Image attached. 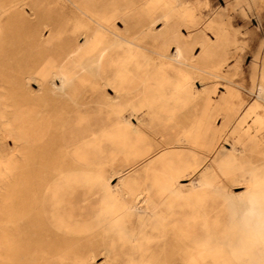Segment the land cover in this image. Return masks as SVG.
Wrapping results in <instances>:
<instances>
[{"label":"rangeland","instance_id":"1","mask_svg":"<svg viewBox=\"0 0 264 264\" xmlns=\"http://www.w3.org/2000/svg\"><path fill=\"white\" fill-rule=\"evenodd\" d=\"M175 1L179 8L173 7L174 0H0V76H4L0 78V161L9 151L19 148L13 144L6 126L12 112L9 95L13 94L21 101L23 92H37L47 82L77 87L87 86L93 80L100 85L122 86L134 79L144 80L148 68L152 67L158 72L156 80L154 76L153 79L159 84L161 81L165 91L174 92L178 86L190 84L198 91L215 88L213 100L220 107L227 102L228 84L232 85L238 93L236 108L242 103L247 104L238 115L237 122L240 123L256 101L257 94L253 95V92L257 81L252 76L264 77V0ZM32 10L36 15H31ZM140 11L146 14V22L137 25L136 19L143 18ZM88 16H93L102 28L90 22ZM119 19L127 22L131 33H137L136 38L142 36L139 42L142 49L154 50L156 55L136 51L122 42L123 54L112 69L107 67L106 63L111 59L105 60L104 50L107 40L112 39L107 32L115 22L121 31L124 30ZM36 27L38 31L34 34ZM41 33L43 37H37ZM183 38L188 40V44L181 47L182 57L186 60L183 68L172 66L159 57L173 55L176 44ZM96 40L97 49L88 57ZM116 45L113 43V47ZM50 60L54 64H49ZM196 63L208 73L218 72L219 78L191 70ZM108 94L114 96L112 90ZM190 98L186 95L182 100ZM99 99L100 96L94 97L95 101ZM55 106L56 114L66 126L75 117L71 110L74 104L58 102ZM89 107L88 116L73 121L72 133L68 136L76 146L88 145L91 144L89 140L77 143L81 133L88 138L85 129L80 127L87 125V128L95 129L99 139L92 143V149L80 153L81 159H76L81 167L92 168L93 172L62 168L53 177L45 178L42 205L46 233L51 238H73L88 231L87 226L81 224L76 228L74 224L88 221L91 208L98 201L116 196L120 181L117 176L111 177L110 167L123 171V175L128 174L127 181L139 179L140 170H132L121 160L123 144L117 132L101 138L111 124L104 108L97 110L95 104ZM130 122L134 123V118L126 116L124 123ZM221 122L218 117L216 124L220 126ZM262 137L264 140V131ZM89 138L94 140V137ZM226 139L210 157V163L217 166V174L204 166L191 181L178 179L169 189L167 203L159 207L158 214L147 212V207L139 201L133 208L132 220L136 225L143 222L148 228L154 227L157 237L164 239L162 224L170 238L173 232L179 235L180 230L195 235L201 249L175 251L179 264H264V153L260 156L252 154L250 161L239 158L238 153L232 156V140L228 136ZM127 150L133 155L131 141ZM67 154L72 156L69 150ZM106 180L108 191L104 189ZM199 180L205 182L202 190ZM146 187L153 192L150 182ZM70 210L72 214L64 220L59 218L60 213ZM105 229L107 233L101 238L98 249L85 248L83 259L67 255L50 259L46 264H139L138 258L144 251L130 244L121 247L122 242L118 241L127 231L117 230L111 223ZM244 237L248 242L243 248Z\"/></svg>","mask_w":264,"mask_h":264},{"label":"bare ground","instance_id":"2","mask_svg":"<svg viewBox=\"0 0 264 264\" xmlns=\"http://www.w3.org/2000/svg\"><path fill=\"white\" fill-rule=\"evenodd\" d=\"M14 3L15 1L12 2ZM172 5L174 8L180 7L175 0ZM139 14L143 15V18L136 19L137 25L146 22V14L142 11ZM31 15L36 13L32 10ZM88 20L102 28L93 16H88ZM119 20L124 30L121 31L115 22L107 32L112 37L110 41L107 40L104 50L105 60L108 57L111 59L106 63L110 69L123 54L120 45L122 42L134 47L136 51H148L139 46L142 36L136 38L137 33H131L132 29L127 27V22L123 19ZM42 28L44 29L45 26ZM33 31L37 34L38 28ZM39 36L43 37L42 33L37 35ZM164 41L167 42L168 39ZM113 43L117 45L113 47ZM187 44V38H183L176 44L173 55L157 54L172 66L183 68L186 60L182 57L181 47ZM97 45L96 40L87 53L88 57L92 56ZM148 52L156 55L154 50ZM49 64H54V61L50 60ZM190 69L199 75L207 74L213 79L219 78L218 72L208 73L201 69L199 63L191 66ZM146 73L148 76L144 80L134 79L122 86L113 83L100 85L90 79L87 86L77 87L47 82L41 85L37 92H23L21 101L13 94L9 95L12 112L6 126L12 135L13 144L19 148L9 151L6 158L0 161V185H2L0 187V264H46L50 259L67 255L83 259L85 254L82 251L85 248H90L92 251L98 249L101 238L107 233L108 228L105 227L109 223L113 228L127 231L125 236L118 238V241L122 242L121 247L130 244L144 251L138 258L139 264H179L175 251L201 249L195 241V235H189L183 230L179 231V235L173 232L170 238L165 224H162V233H164L162 239L155 235L154 227L148 228L143 222L141 225H136L132 220L133 208L139 201L147 207V212L158 214L159 207L167 203L169 189L177 184L178 179L191 181L204 166L217 174V166L210 163V157L216 154L223 141H227V136L232 140V156L238 153L239 158L250 161L252 154L262 155L264 153L262 137L264 77L258 74L252 76L257 81L253 92V95L257 94L256 101L244 119L238 123V115L247 104L242 103L236 108L235 99L238 93L232 85L228 84L227 102L220 107L213 100L215 88L210 91H198L194 89L193 84H190L180 85L174 92L172 90L168 92L161 85V81L160 84L155 81L158 72L149 67ZM153 76L156 77L155 80ZM108 78L111 79L112 75H108ZM4 82L7 83L6 80ZM110 90L114 93L113 97L108 94ZM186 95H190V100H182ZM95 96H100L99 101L94 100ZM58 102L74 104L71 110H74L75 117L66 126L62 124V118L54 110ZM90 104H95L97 110L104 108L111 124L101 138L117 132L123 144L121 160L126 161L132 170H140L139 179L133 182L127 181L128 174L123 175V171L110 167L111 177L117 176L120 181L115 191L116 196L98 201L91 208L88 221L73 223L76 228L81 224L87 226L88 231L83 236L73 238L61 236L51 238L46 233L48 231L42 205L43 190L47 183L45 178L53 177L62 168L72 167L88 173L93 172L92 168L90 170L81 167L76 163V159H81L80 153L92 149V143L99 139L95 129H89L87 125L80 127L82 130L85 129L88 138L81 133L82 136L79 134L81 138L79 137L77 143L89 140L91 144L88 145L76 146L71 136H68L69 132L72 133L73 121H80L88 116L92 106L89 107ZM80 106L83 108H78ZM126 116L133 117L135 122L125 124ZM218 117L222 120L220 126L216 124ZM89 137H94V140ZM129 141L132 142L133 155L127 150ZM68 150L71 151L72 156L67 154ZM147 182L152 185V193L146 187ZM198 184L201 190L205 188L203 180H199ZM104 189L109 190L107 180ZM69 214H72L71 210L60 213L59 218L64 220ZM247 242L245 237L242 238L241 246L246 247Z\"/></svg>","mask_w":264,"mask_h":264}]
</instances>
